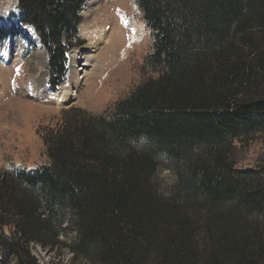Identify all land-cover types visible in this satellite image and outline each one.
<instances>
[{
  "label": "trees",
  "instance_id": "trees-1",
  "mask_svg": "<svg viewBox=\"0 0 264 264\" xmlns=\"http://www.w3.org/2000/svg\"><path fill=\"white\" fill-rule=\"evenodd\" d=\"M87 1L18 0L53 89ZM137 2L159 75L109 113L67 111L43 135L49 161L0 172V264H41L31 246L60 244L69 212L90 264H264V175L236 159L264 130V0ZM162 162L178 176L167 192Z\"/></svg>",
  "mask_w": 264,
  "mask_h": 264
},
{
  "label": "rangeland",
  "instance_id": "rangeland-1",
  "mask_svg": "<svg viewBox=\"0 0 264 264\" xmlns=\"http://www.w3.org/2000/svg\"><path fill=\"white\" fill-rule=\"evenodd\" d=\"M4 9L1 19L6 27L0 33V66L8 73V84L0 86V172L16 167L30 169L49 161L43 135L47 128L62 124L67 111L83 108L91 113H109L114 103L136 85L160 73L145 65L146 55L152 51L153 34L137 0L87 1L81 11L77 45L69 50L67 77L57 89L50 84L48 51L35 29L19 19L18 0ZM14 19L20 20L22 27L13 25ZM102 35L105 43L98 41ZM78 54L85 56L80 58L81 63L89 54L97 56L93 57V65L85 68L90 72L86 88L73 93L65 103L59 98L68 87L65 83L73 81L72 56ZM236 142L237 165L261 168L259 172L264 175V130ZM156 181L160 190L167 192L177 184L178 176L162 162ZM73 221L69 212L59 235L61 243L55 247L31 246L41 264H90L71 249L79 235Z\"/></svg>",
  "mask_w": 264,
  "mask_h": 264
},
{
  "label": "bare ground",
  "instance_id": "bare-ground-1",
  "mask_svg": "<svg viewBox=\"0 0 264 264\" xmlns=\"http://www.w3.org/2000/svg\"><path fill=\"white\" fill-rule=\"evenodd\" d=\"M16 2H17V0H0V33L6 27V24L4 23V20H2L3 19L2 10H5L4 7H6L8 5H11V4L15 5ZM20 23L21 22L18 19H14L13 22H12V24L15 25L16 27H22ZM104 38L105 37L102 35V36L99 37L98 41L100 40L101 42L105 43V41H103ZM99 48L101 50V45H99ZM100 52L101 51H98L97 53L99 54ZM78 56H79V54L77 55V57H75V55L72 56L71 68H73V77H72L73 81L71 82V80H68L67 83H65L66 85L64 84L65 86L68 85V87L64 88V90L61 91V95H60V98H59L60 101H63L65 103L72 98L73 93L78 94L79 91H81L82 89L86 88L85 87V85H86L85 81H86V77L90 74V72H88L89 69H85V68L88 65H93V57L97 56V55L89 54L86 57V59L83 60L82 63L80 62V60L84 59L85 56L83 54H81L79 57ZM84 69H85V73H84ZM6 74H8L7 71L3 70L1 68V66H0V86L3 85L4 88L8 84L7 83L8 79L6 78ZM69 83L71 84V87H70ZM81 83H83V84H81Z\"/></svg>",
  "mask_w": 264,
  "mask_h": 264
},
{
  "label": "water",
  "instance_id": "water-1",
  "mask_svg": "<svg viewBox=\"0 0 264 264\" xmlns=\"http://www.w3.org/2000/svg\"><path fill=\"white\" fill-rule=\"evenodd\" d=\"M1 254V253H0Z\"/></svg>",
  "mask_w": 264,
  "mask_h": 264
}]
</instances>
